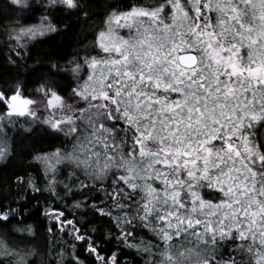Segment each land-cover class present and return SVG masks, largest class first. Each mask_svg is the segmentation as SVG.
I'll return each mask as SVG.
<instances>
[{"label":"snow or ice","instance_id":"snow-or-ice-1","mask_svg":"<svg viewBox=\"0 0 264 264\" xmlns=\"http://www.w3.org/2000/svg\"><path fill=\"white\" fill-rule=\"evenodd\" d=\"M73 13L100 15L89 0L0 2V79L11 76L0 84V161L18 147L30 157L0 189V230L36 240L24 224L36 200L33 219L49 222L41 264H86L77 242L96 264H121L77 219L85 209L143 264H264V0H107L95 39L77 34L68 52L57 37L73 32L62 18ZM37 138L59 146L32 153ZM38 254L0 236V264Z\"/></svg>","mask_w":264,"mask_h":264},{"label":"trees","instance_id":"trees-1","mask_svg":"<svg viewBox=\"0 0 264 264\" xmlns=\"http://www.w3.org/2000/svg\"><path fill=\"white\" fill-rule=\"evenodd\" d=\"M2 2V0H0ZM35 2V0H34ZM127 2H134V0H120V3H127ZM89 3L93 6H96L98 13L100 15L94 16L89 20H85L82 17L79 20V23H76L77 15L76 13H73L71 17H62L65 20H72L73 21V32L69 33L68 38H64L62 40L61 37H57L58 41H62L64 43L66 50L68 52H71L74 47H76L75 39L76 35L78 34L81 37L80 43L81 44H87L89 41H92L95 39L94 32L96 28L100 26V22L103 19V12L104 7L107 3V0H89ZM17 10L13 9L11 16L15 18V12ZM24 17H30V13L24 12L21 14ZM31 22L30 19H25L24 23ZM3 20H0V63H2L8 53V49L5 45V41L7 40V36L3 33ZM36 55L33 54V59L35 60ZM33 61H29V64H31ZM17 79H24V77L18 76ZM5 79H11V76L4 77L3 79H0V84L4 83ZM27 89L34 88V85L32 83H28L26 85ZM27 94L32 95L33 93L28 92ZM264 131V130H262ZM59 146V143L57 141L49 140L47 138L39 139L33 143L32 141L26 142L25 147L29 148L32 153L36 152H43V151H49L51 148ZM30 159V157H21L19 155V147L17 148V155L12 158L11 162L7 161H0V189L7 190L8 184L10 180H14L15 177L13 176V172H16L17 174H22L19 172V169L21 167V161ZM24 167H27L25 164ZM27 171L29 173H32L33 175H39L40 172V165L37 163L34 167H27ZM40 186L43 187V179H40ZM11 190L15 191V184H12ZM47 193L44 194V196H40L39 199L43 201L45 197H47ZM74 199H80V197H75ZM7 203V201H5ZM71 203V201H69ZM29 207L32 208V216L28 217L24 220L25 225L31 224L34 228L38 229L37 239L34 241H23L18 238L17 236H13L10 233H7L6 231L0 230V236H2L6 243H8L12 247H24L25 245H29L32 247H36L39 250V253L36 256V264H41L42 257L44 260L47 259V248L48 245L45 243V233L47 231L48 227V220L41 217L40 220H35L33 217H36L40 215L43 212V206L41 205L39 208L36 207V200L32 201V204L29 205ZM71 213V210H69ZM84 213H86L85 216L77 215V219L81 220V223L83 224V227L85 229H91L92 227H97L99 229L100 236H103V239L100 242V247L104 250L103 254H106L108 256H111L113 251H117L118 248L120 251H122L124 254L119 257L121 264H124L125 258L127 257V260L130 262V264H143V258L139 257L135 254L134 249H129L124 247V245H117V242L114 239H110L107 236V233L109 231L112 232V235L115 236L118 233L116 232L115 228L112 226L111 222L106 218H100L98 216H94L92 213L87 212V210H82ZM69 219L72 218V215L69 214ZM87 220V223H83L84 220ZM11 227L13 231H16L17 228L21 227V225H18L16 220L11 221ZM142 233H138L137 235H141ZM58 236H61L62 234L57 233ZM100 236L97 238L99 239ZM77 244L80 247L81 252V259L86 261V264H96L95 256L94 254L92 256H89V254L84 251L86 248V244L84 242H77ZM3 258L0 257V260Z\"/></svg>","mask_w":264,"mask_h":264}]
</instances>
